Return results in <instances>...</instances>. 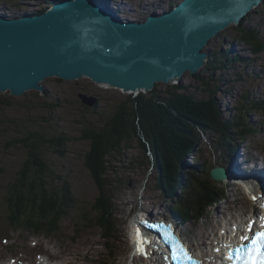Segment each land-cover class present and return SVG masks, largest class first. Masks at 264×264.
<instances>
[{
    "label": "rangeland",
    "instance_id": "1",
    "mask_svg": "<svg viewBox=\"0 0 264 264\" xmlns=\"http://www.w3.org/2000/svg\"><path fill=\"white\" fill-rule=\"evenodd\" d=\"M48 1L51 0H0V8L6 9L8 5L12 6L9 11H0V14L37 12L49 7L46 4ZM119 1L134 6L132 11L138 15L157 10L151 5L161 7L159 10L161 12L170 7V4L175 5L179 2L178 0ZM12 2L19 9H15ZM111 7L127 9L120 4H112ZM249 16L244 25H256L264 39V1ZM131 17H134V14ZM229 33L211 40L204 48V52L217 49L220 53L221 50L226 49L234 39ZM236 47L243 50L234 53L246 58L247 61L233 63L228 69L210 73L203 72L208 64L206 60L200 71L196 73V79L199 80L193 76L183 75L178 83L183 92L194 94L200 99L208 96V93L203 92L205 88L203 83H208L210 88H214L215 100L223 122L231 121V124H240L248 130H260L246 139L254 156L261 157L264 155V112L253 110L247 104L246 98L250 96L252 100H264V52L252 57L253 54L245 45L237 43ZM250 58L252 60L248 61ZM208 74H211V77ZM254 75L259 78L255 79ZM41 86V91L32 90L30 93L13 98L0 97V169L3 171L0 172V258H4L3 261L13 258L11 262L14 263L16 257L21 260L22 257H26V262L21 264H30L31 261L35 264H59L61 261L55 258H62L66 254L67 264H138L132 254L129 233L132 219L141 217L143 213H148L145 218L157 217L158 220L163 218L159 215L170 216L169 206H172L173 201L165 197L158 187V173L152 164V155L144 153L135 140L130 142V148L122 147L109 159L113 173L106 180L113 185L111 196L115 205V218L119 224L115 240L106 242L107 240L102 238L100 229L88 221L89 216L86 215L87 208L98 196V190L84 167V155L88 152L90 144L82 140L80 130L84 126L98 128L105 125L126 98L119 97L116 90L99 88L86 79H79L66 85L59 80L47 78L42 81ZM169 90L170 88L166 87H154V92L161 96ZM78 94L96 97L97 107L83 106ZM34 132L52 136L53 139H61V136L68 139L63 147H59L62 154L56 153V150L47 144L43 145L40 151V157L47 170L44 175L46 181L50 182L57 177L66 181L71 187L72 198L76 203L68 218L60 224L59 231L50 236L11 228L1 208V201L3 202L8 185L14 182L15 173L28 157L27 149L21 141ZM233 138L229 136L224 138L217 133L203 135L198 145V163L195 164L190 156V159L185 161L195 166V169H188L187 164H182L180 167L184 168L183 172H193L199 176L200 181H209L208 171L212 167L224 166L223 161L228 159L226 156L230 148L237 143L244 147L240 140ZM239 153L241 154V151ZM210 184L214 183L210 182ZM224 196L225 199L210 208L200 223L182 222L181 230L187 233V238L203 257L212 254L209 249L212 243H216L215 236L226 222L232 218V221L240 219L244 215L247 217L252 212L250 206H245L250 203V199L241 191L231 187ZM221 210L224 215L220 216ZM71 246H75L77 251L74 252L80 254L72 256ZM37 254L40 256L38 257ZM8 261L10 263V260ZM146 263V260L139 262V264Z\"/></svg>",
    "mask_w": 264,
    "mask_h": 264
},
{
    "label": "trees",
    "instance_id": "2",
    "mask_svg": "<svg viewBox=\"0 0 264 264\" xmlns=\"http://www.w3.org/2000/svg\"><path fill=\"white\" fill-rule=\"evenodd\" d=\"M244 21L228 29L234 37L232 43L245 45L253 56L263 53L262 35L256 25L247 26ZM229 50L227 46L221 55L215 51L216 56L209 57L203 72L221 71L232 67L233 63L245 61L230 56ZM203 85V92L208 96L202 99L183 92L181 86L176 85L171 86L164 96L154 91L128 96L105 125L81 128L82 139L90 144L84 155V167L98 190V196L87 208L86 215L88 221L100 229L106 242L115 240L119 225L111 196L113 185L106 180L113 173L109 159L122 147L130 148L133 140L144 153L151 152L152 164L158 173V187L173 201L171 209L179 218L199 223L209 207L224 197V189L211 179L212 168L208 171L209 181L205 182L193 172H183L180 166L189 156L195 164L198 163V145L203 135L217 133L224 138L242 140L260 130H248L240 124H231V121L223 122L214 96L215 89L208 83ZM246 102L253 110L264 112V100H252L247 96ZM51 137L34 132L21 141L28 157L15 173L14 182L8 185L1 201L10 227H22L28 232L48 236L59 231L60 224L76 205L66 181L57 177L48 182L44 176L47 170L40 157L43 145L47 144L62 154L59 147L68 141L65 136L61 139Z\"/></svg>",
    "mask_w": 264,
    "mask_h": 264
},
{
    "label": "water",
    "instance_id": "3",
    "mask_svg": "<svg viewBox=\"0 0 264 264\" xmlns=\"http://www.w3.org/2000/svg\"><path fill=\"white\" fill-rule=\"evenodd\" d=\"M256 2L244 0L245 7ZM233 5V0H185L166 20L117 29L113 16L105 18L85 0H69L42 17L0 20V97L41 91L40 83L47 78L66 85L85 78L124 98L140 89L171 88L173 84L167 83L174 72L188 69L194 74L204 63L198 45L211 36L208 22L221 17L209 15L210 7L227 10ZM78 98L85 107L97 106L96 97ZM211 177L223 181L225 173L214 168Z\"/></svg>",
    "mask_w": 264,
    "mask_h": 264
},
{
    "label": "bare ground",
    "instance_id": "4",
    "mask_svg": "<svg viewBox=\"0 0 264 264\" xmlns=\"http://www.w3.org/2000/svg\"><path fill=\"white\" fill-rule=\"evenodd\" d=\"M18 1H20V0H18ZM25 1H27V0H25ZM107 2H108V4H107V10H108V13H113V14H116L117 16H119V17H122V19H123V24L125 25V26H127V25H129L128 24V20H129V18L132 16V14H134V16H136V17H138L139 18V16H141V15H143L144 14V12H142L141 13V15H138V14H136V13H134V11H132V9H134V6H128V5H126V3H122L121 1H119V0H107ZM112 4H114V5H116V4H120V5H122V6H125V7H127V9L126 10H124V9H120V8H117L118 10H116V8H114V7H111L112 6ZM181 5L180 4H178V7H180ZM129 7V8H128ZM15 8V7H14ZM161 8V7H160ZM160 8H159V10H160ZM9 8H8V6L6 7V9H4V8H0V11H9L8 10ZM15 9H17V8H15ZM119 10H122V12H119ZM155 12V11H154ZM160 15H166V13L163 11V10H161V12H160ZM25 18H29V16H27V17H25ZM47 20V19H46ZM45 20V21H46ZM241 50H243V49H238L237 47H236V52H238V51H241ZM257 73H259V72H257ZM254 77H255V79L256 78H259L258 76H255L254 75ZM81 79H85V78H81ZM261 101V100H260ZM232 148H233V150H232ZM232 148H230L229 149V151L231 152H229V154H230V156H231V158H229V161L228 160H224L223 161V163H224V167H227V168H231V169H233L234 171H238V170H240V171H242V172H244V173H247L248 175H252L253 174V177H250V178H255V181L256 180H258L259 182H261L260 184L262 185V180L261 179H264V165H262V162H261V160L260 159H258L257 157H254V158H251V160H249L248 162H241L242 161V157H241V154L239 153V151H241V150H239L240 148H241V146L240 145H238V144H235V146L234 147H232ZM239 150V151H238ZM242 156H245V157H247V156H251V151L250 150H245V152L244 153H242ZM248 158V157H247ZM240 164H239V163ZM258 167H261V168H258ZM236 173V172H235ZM263 186V190H264V185H262ZM245 206H250V208H251V211L252 212H255L256 213V215L259 213V211L257 210V208H256V206L254 205V204H252L251 202L250 203H247ZM173 210L172 209H170V211L169 212H172ZM144 215H141V217L140 218H138V217H136V218H134V219H132V222H131V224H133V223H135L134 225H132L131 226V229H130V234H131V240L132 241H134V239H135V235H134V232H136V230H137V225L136 224H138L139 223V221H141L142 219H145V215L147 214L148 215V213H143ZM221 215H224V212L221 210L220 211V216ZM233 219V218H232ZM232 219L230 220V221H228V222H226V224H225V226H223L222 227V229H221V231L223 232L222 234H225V233H227V229H228V226H230V229H231V231H237V235H241V233H242V230L243 231H246V229H247V225L249 224V221H253V218H252V216L251 217H248L247 219H246V215H244V216H242V217H240V219H237V220H234V221H232ZM238 220H240V221H238ZM258 221V219L255 221V223ZM178 222H179V224L182 226V221L179 219L178 220ZM224 237V236H223ZM232 237H233V235H231V239H232ZM234 238H237V236H235ZM131 245H132V250L136 253V255H137V259H140V260H138L137 262L139 263H141L142 262V258H141V256L144 254V255H149V258H150V260H151V262H153V263H156V257H155V254L153 253V251H152V249H151V246L147 243V242H143L140 246H139V249H138V247H137V245H135L133 242L131 243ZM79 250V249H78ZM74 251H77L76 250V248H75V246H71L70 247V253H71V255L73 256V255H76L77 256V254H80V253H75ZM81 252V251H80ZM69 253V254H70ZM86 253V252H85ZM68 254V253H67ZM66 255V254H65ZM65 255L62 257V258H60V257H57V258H55L56 260H60L61 261V263H59V264H67V262H68V259H65ZM85 255V254H84ZM196 255L198 256V257H203L201 254H200V252H196ZM26 258V257H25ZM213 259L212 257H207V259ZM6 260V259H5ZM5 260H4V262H5ZM1 261V260H0ZM19 262H21V259L18 261V263ZM30 264H35V262L34 261H31L30 262ZM41 264H43V263H41ZM147 264H149L148 262H147Z\"/></svg>",
    "mask_w": 264,
    "mask_h": 264
},
{
    "label": "snow or ice",
    "instance_id": "5",
    "mask_svg": "<svg viewBox=\"0 0 264 264\" xmlns=\"http://www.w3.org/2000/svg\"><path fill=\"white\" fill-rule=\"evenodd\" d=\"M255 200V196H253ZM261 219H264L262 217ZM254 221H249L246 234L240 237L241 243L238 248L230 250L227 258L232 264H264V224L261 230L253 232ZM150 227H161L160 225H149ZM170 228V225L163 226ZM137 247L143 242L137 230ZM165 242L170 244V259L174 264H199L190 254L187 247L174 235L165 231L163 233ZM247 241V244L244 243Z\"/></svg>",
    "mask_w": 264,
    "mask_h": 264
}]
</instances>
